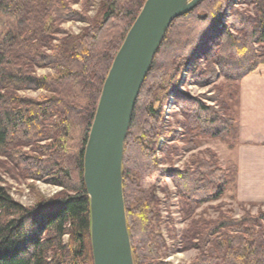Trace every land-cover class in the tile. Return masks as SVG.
<instances>
[{"label":"trees","instance_id":"obj_1","mask_svg":"<svg viewBox=\"0 0 264 264\" xmlns=\"http://www.w3.org/2000/svg\"><path fill=\"white\" fill-rule=\"evenodd\" d=\"M94 1L0 0V20L12 24L0 34V155L32 178L51 176L68 191L25 207L1 185L0 176V264H94L85 150L106 78L147 0H99L97 17L91 19L87 12ZM245 2L253 5L252 15L232 9L229 0H203L176 19L142 87L123 163L135 264H168L163 259L169 248L154 222L158 178L172 179L188 217L202 204L221 199L230 183L229 171L215 156L183 170L161 169L156 150L170 93L180 101L187 129L202 128L216 138L234 125L220 111L178 92V83L192 67L196 84L206 87L220 77L240 81L264 66V0ZM76 4H85L84 11L74 10ZM70 21L88 26L69 34L62 26ZM43 68L56 73L38 76ZM28 90L49 96L20 95ZM44 141L49 143L37 146ZM32 146L33 153L23 151ZM181 243L199 253L189 264H264V211H245L237 219L199 218Z\"/></svg>","mask_w":264,"mask_h":264},{"label":"rangeland","instance_id":"obj_2","mask_svg":"<svg viewBox=\"0 0 264 264\" xmlns=\"http://www.w3.org/2000/svg\"><path fill=\"white\" fill-rule=\"evenodd\" d=\"M229 1L232 9L249 15L253 14V5L246 4L245 0ZM98 2L99 0L94 1V6L92 5L90 10L86 9L89 11L87 16L91 19L97 17ZM84 6L85 4H76L72 8L83 12ZM225 12L228 15L231 13L229 9ZM11 25L8 18L0 20V34L6 33ZM87 26L88 24L83 22L70 21L63 24L62 29L66 33L78 35ZM59 37L61 38L63 35H59ZM199 63L204 65L202 61ZM55 73V70L50 68L37 70L38 76L55 75ZM253 74L259 75V69ZM244 79L229 81L220 77L213 84L201 87L194 80L193 67L189 71H184L179 79L178 92L200 100L206 107L220 111L222 117L234 122L229 133L222 137L210 136L202 128L191 130V128L184 127L183 124H186V120L180 107V101L175 94L170 93L163 104L161 110L163 127L156 150V156L161 161L160 168L183 170L192 166L195 161L208 160L210 156H215L219 167L229 171L230 177V183L224 196L219 200L202 204L192 217H188L183 212V206L172 179L168 177L157 179L154 184V195L157 198L155 204L157 217L154 222L156 232L164 237L168 245V254L163 259L168 264H189L197 258L199 253L196 249H184L181 243L185 231L194 220H199V218L209 221L218 220L222 215L237 219L241 218L245 211H250L254 215L264 211V205L251 207L250 204L253 203H241L237 201L238 198L236 199L235 195L237 192L236 175L238 174L235 148L239 142L238 118L241 109V86ZM20 95L25 98L39 99L49 96V93L43 90H28L22 91ZM155 106L159 105L155 104ZM48 143L49 141L38 142L37 146H45ZM32 149L33 146L26 147L23 148V151L33 153ZM34 155L38 156L35 153ZM38 157L45 159L42 156ZM0 176L1 185L8 190L15 201L25 207H33L39 201H49L68 192L57 186L51 176L34 179L29 176L28 172L15 167L7 157L2 155H0Z\"/></svg>","mask_w":264,"mask_h":264},{"label":"water","instance_id":"obj_3","mask_svg":"<svg viewBox=\"0 0 264 264\" xmlns=\"http://www.w3.org/2000/svg\"><path fill=\"white\" fill-rule=\"evenodd\" d=\"M203 0H147L104 83L84 157L94 264H135L123 191L134 109L172 23Z\"/></svg>","mask_w":264,"mask_h":264},{"label":"crops","instance_id":"obj_4","mask_svg":"<svg viewBox=\"0 0 264 264\" xmlns=\"http://www.w3.org/2000/svg\"><path fill=\"white\" fill-rule=\"evenodd\" d=\"M241 87L235 195L241 203L264 205V66Z\"/></svg>","mask_w":264,"mask_h":264}]
</instances>
